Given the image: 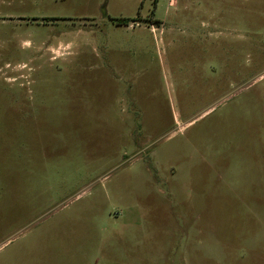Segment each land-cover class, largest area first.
<instances>
[{"label":"rangeland","instance_id":"1","mask_svg":"<svg viewBox=\"0 0 264 264\" xmlns=\"http://www.w3.org/2000/svg\"><path fill=\"white\" fill-rule=\"evenodd\" d=\"M0 264H264V0H0Z\"/></svg>","mask_w":264,"mask_h":264}]
</instances>
